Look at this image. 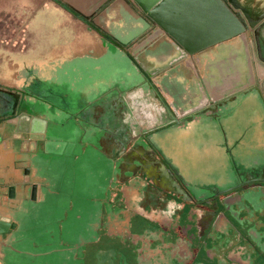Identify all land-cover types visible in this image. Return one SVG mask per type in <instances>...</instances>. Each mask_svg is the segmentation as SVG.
Instances as JSON below:
<instances>
[{"label":"flooded vegetation","instance_id":"af4514ba","mask_svg":"<svg viewBox=\"0 0 264 264\" xmlns=\"http://www.w3.org/2000/svg\"><path fill=\"white\" fill-rule=\"evenodd\" d=\"M110 6L108 16L115 17L112 21L109 18H89L78 11L71 13L98 36L99 46L89 51L96 55L103 54L109 44L128 53L135 50L131 57L142 79L130 83L127 89L123 87L126 83L113 81V85L122 87L110 89L94 107L80 114L71 103L60 104L59 96L63 91L59 90L55 80L47 81L48 87L41 84V93L56 100L55 105L60 110H66L81 130L80 134L77 133L78 139H75L76 135L73 136L75 132L72 129V135L51 138L55 142H64L62 146L54 147L56 156L64 158L62 162L72 164L87 152L90 155L87 159L92 165L91 150L98 151L92 144L95 143L103 153L107 150L116 153L113 164L106 162L105 170L111 173L112 167L115 169L112 174L117 177L96 179L97 184L94 185L91 168H87V180H53L50 177H47L48 180H27L38 186L34 200L27 201L39 204L37 213H47L53 207L51 197L60 204L54 210L51 223L42 226L45 238L37 245L39 253L31 250L22 252L24 260L20 264H264V179L249 178L254 176L257 167L264 166V139L252 128L261 115L254 114L253 105L241 100L233 111L226 113L225 118L221 116L215 123L208 124L210 129L206 134L184 130L182 137H170L166 149L171 160L183 165L184 172L187 171V164H191L202 174L201 178L179 179L147 135L159 139L160 134L157 133L171 126L175 122L173 119L192 114L179 117V111L177 113L172 109L170 99L159 90L156 82L163 78L166 92L177 95L178 101L187 100L183 106L184 113L195 108L202 112L221 107L225 99L212 102L208 98L206 102L197 85L204 76L203 63L211 57L209 49L187 55L174 63L184 55L175 51L165 34L147 40L151 30L156 27L152 25L141 33L149 25L142 22L146 16L132 0H114ZM231 6L242 17L247 39L251 41L249 57L253 73L255 71L259 78L253 86L261 91L259 82L264 85V59L259 56L254 34L264 20V0H236ZM136 21L143 23L142 30L129 29ZM259 37L263 38L262 29L259 30ZM229 42L237 44L236 39ZM252 50L255 59L251 55ZM238 69V65L232 66L224 70L221 76L233 77ZM244 71L248 75L247 67ZM182 75L188 80L186 83L182 80L183 86L168 84L169 79L177 80ZM235 86L232 84V88ZM262 94L264 97V92ZM155 95L164 101L171 112L163 119L155 114L154 105L164 111L162 104L153 99ZM25 96L23 92L9 95L4 104L5 111H0V119L6 113L15 112L10 119L22 112L30 113L23 103ZM232 104L225 106L228 108ZM97 106L106 108L102 116L93 113ZM84 115H87L86 118ZM155 115L159 119L154 118ZM57 117V129L62 125L63 129L68 130L69 121ZM97 118L101 120L97 121ZM156 124V127L145 131ZM9 126V134L2 137L6 141L5 147L29 152V143H21L19 134L13 132L11 124ZM258 133L261 134V131ZM254 135L262 142L261 146L239 144L241 141L251 142ZM130 140L136 145L127 152L132 145L128 143ZM39 150L38 160L42 163V156L48 153H45L44 147ZM162 162L166 167L162 166ZM65 166L67 170L71 167ZM228 170L236 175L243 173L236 178L230 177L231 180L248 181L218 194L207 193L203 184L197 188L198 185L192 183V180H214L215 186L221 189L218 183L230 180L223 174ZM38 172L44 173L42 170ZM24 182L28 183L26 180ZM30 196L27 195L28 198ZM94 202L100 204L99 215L93 212ZM29 206L27 204L24 209L26 213H23L22 219L29 216L32 210ZM16 230H9L2 243L14 239ZM15 253V257L21 254L20 251Z\"/></svg>","mask_w":264,"mask_h":264},{"label":"water","instance_id":"95a60500","mask_svg":"<svg viewBox=\"0 0 264 264\" xmlns=\"http://www.w3.org/2000/svg\"><path fill=\"white\" fill-rule=\"evenodd\" d=\"M235 1L236 0H132V2H134V4L146 16V18L142 19V22H145L149 26L142 30L143 23L136 21L131 28L129 27V29L134 28L137 31L142 30L141 33H144L146 29L151 28L152 25H154V27L156 28L155 30H151V33L147 37V40H152L159 34H165L166 36H168L175 51H179L184 55L183 58L175 60L174 63L181 61L187 55H193L201 50L209 49L211 57L203 63L204 76L201 78V81L197 83V85L202 94L201 96L206 97V102L208 98L212 102H216L220 99H225L221 102V107L217 108L215 106L216 109L214 110L209 109L201 112L197 111L195 108L194 110H190L189 112L187 111L188 113H184L183 106H185L187 100L180 99V101H178L179 98H177V95L172 94L170 91L166 92V88L162 84L163 78L162 81L160 78V80L156 82V84L160 86L159 90L164 92L170 99V106L172 107V109L177 111V113L179 111V117H182V115L184 114H192L191 116L189 115V117L186 118L173 119L175 122L171 126L163 129L160 133H157L160 134L159 139H154L151 136L147 135V139L159 152L163 161L181 180H186V178H201L202 174L201 172L196 171L197 168H195L194 166L191 167V164H187V171L184 172L182 170L183 165H180L177 160H171V158L167 154L166 149L167 145H169V138L182 137L184 130H192L193 133L197 134L199 133V131H202V134H206L210 129V127L207 126L208 124L215 123V120L220 118L221 116L225 118L224 116L226 115V113L228 111H233L236 104L240 103L241 100L247 101V103L253 105L254 114L258 116L261 115L259 120H255L252 128H254V133H257V135L261 136L264 139V135H261L264 134V97L262 94V92H264V85L263 82H259V85L262 86L261 91L257 88V86H253L255 80H258L259 78L255 74V71L253 73V69L251 66L249 50H251L252 48L250 43L251 41L249 42L246 36V27L243 24V21L241 19L242 17L238 14L237 11L233 10L231 6V3ZM64 6L68 8L66 5ZM243 15L246 16V13H243ZM262 17H264V15H262ZM260 29H262L263 38L259 37ZM232 39H236L237 44L229 42V40ZM147 40H145L141 44H145ZM254 41L256 42L259 56L264 59V54H262V52H264V20L259 28L255 31ZM110 48L112 47H109L105 54L100 58L95 59V61L100 65L113 60L115 62L114 68L115 70L117 69V76L114 77L118 82L126 83V85L123 86L124 89H127V85H130V83L141 80L142 75L139 71V68L131 57V55L135 53V50H132L130 53L121 51V53L115 54ZM251 55H253V58L255 59L253 50ZM197 59L199 60V58ZM237 65L239 69L236 70V74L233 77L231 75L226 78L221 76L223 75L224 70H228L232 66ZM245 67H247L248 75L244 71ZM107 71H109V65H105L102 68V71L101 68H95L91 72L93 85L88 90L89 92H91L88 93V95H92V92L96 97L101 95L102 87L99 85V82L104 79L106 80V76L101 75V72L102 74H104ZM100 75L102 77L98 78ZM219 75L220 77H218ZM175 80L176 78L169 79L168 84H170V86L173 85L179 87L181 85L183 86V84L181 83L182 80H185V83L186 81H188L184 75L178 76L177 80ZM43 81H45L43 82V85L45 87H48L49 85L47 83V80ZM232 84H236L237 86L232 88ZM34 87L32 90L30 89L24 91L26 96L23 99V103L30 109V113L22 112L17 115V117L14 116L15 118L10 119V115L12 116L15 113L12 112L11 114L6 113L5 116L1 117L0 144L2 146H6V141L2 137H5L7 134H9V124H11V126H13L14 128L13 132L19 134V141L23 144L29 143L27 144V146H29V152L32 154L31 161H33L34 164H37L39 162L38 155L40 147H44L45 153H53L52 149L54 147L62 146L64 142H55L54 139L51 140V138L57 139V136L60 132V130L57 129V124L55 121V117L58 115L57 112H59V110L54 108V100L48 97H44L41 91L38 92V86ZM68 88H66L62 92V94H60V103L68 101L69 98L73 99L75 96L81 93L79 90L77 91V87L75 84H73L70 89ZM50 91L53 92V89H50ZM187 97H189V95ZM153 99L161 103L164 108L165 112L162 108H158L155 105L153 106L155 114H159L160 119H163L164 117H166V115L171 114V112L168 110L167 105L164 103V101L160 100L158 95H155ZM48 103H50L51 105ZM228 104L232 105L226 108ZM5 108L6 105H4L3 103L0 104V111H5ZM195 111L197 112L194 113ZM156 115L154 118L159 119ZM8 118L10 120H6ZM170 122H172V120ZM157 125L158 124L153 127L151 126L149 128H146L145 131L152 129ZM260 131L261 134L258 133ZM129 142H131L132 145L127 152L132 150L136 145V142H133V140L128 141V143ZM252 143L253 146H261L262 144V142L258 140L255 135L251 142L241 141L239 144L252 145ZM92 144L96 146L98 151H95V155L99 157L96 158L94 155L92 163L94 164V166L102 164V168L98 170V168L96 167L92 171L91 176L93 175V178L95 180L94 185L97 184L96 179L106 180V178L108 177H110L109 179L117 177V175L112 174L115 169H113L111 166V173L105 170V165L107 164L106 162L111 164L116 153H112L109 150L103 153L101 151V148L97 144ZM235 144H238V141H235ZM86 148H88V146H86ZM89 149L91 150V147ZM134 152L136 153L137 150H135ZM257 160L260 159L257 158ZM261 161H263L262 158ZM23 165L25 167L22 174V186H28L27 190L29 191V195H31L29 198L25 193L26 189L21 188L19 191L21 196H17L15 184L5 182V180H0V206L9 210V215L7 214L8 216L0 215V242H3V238L7 235L9 230H13L15 228L19 230L21 228V216L25 212L24 209L26 208L27 204H29V207L32 209L31 212L28 213L29 216L34 214V212H36V210H38L37 208L39 207V204L34 203V205L27 203L28 200H34L33 195L34 193H36L38 186L31 181H27L33 179L31 178L29 164L25 162L23 163ZM162 166L166 167L163 162ZM188 169L195 170V172ZM169 172L171 173V171ZM223 174L226 178L230 179V177L236 178L237 176H241L243 173H241L240 175H236L232 171L228 170L227 172H223ZM36 175L39 180L43 178H45V180H48L47 176L45 177L40 175L38 171ZM249 178L264 179V166L257 167V169L254 170V176ZM25 180L28 183H25ZM245 181L248 180H222L220 184L218 183V186H220L221 189L215 186L214 180H202V182H200L199 180H192V183L194 185H198L197 188H200L201 184H203V187H205L207 193L218 194L223 193L224 191H227L228 189L236 187L242 183H245ZM15 200L16 203H14ZM15 204H17V207H15L16 209L14 208ZM93 212L94 214H98V212L100 213L99 203L94 202ZM95 219L97 220L96 216ZM1 261L2 260L0 259V264Z\"/></svg>","mask_w":264,"mask_h":264},{"label":"crops","instance_id":"0c3cea01","mask_svg":"<svg viewBox=\"0 0 264 264\" xmlns=\"http://www.w3.org/2000/svg\"><path fill=\"white\" fill-rule=\"evenodd\" d=\"M113 2L114 0H0V104H5L9 95L20 92L25 93L24 91L32 90L34 86H38V92H42L41 84L45 82L43 80H55L54 82L57 83L60 91H64L68 87L70 89L73 84L76 85L77 91L79 90L81 93L73 99L69 98L68 101L62 103H71L72 107L77 109V114H80L79 112L94 107L97 101L110 89L117 88L118 86L122 87L118 84V86L112 84L113 81L118 82L114 77L117 76V69L115 70L114 68L115 62L110 60L111 62L108 61L105 64L99 65L95 59L104 55L109 47H112L110 49L115 54L121 53L123 50L114 47L115 45L109 44L103 54L96 55L95 52L89 51V49L99 46L98 36L90 28H87L82 21L75 18L70 11V8H73L89 18H109L108 14L112 7L110 4ZM63 4L68 8L62 6ZM106 5L107 7H104ZM57 11L63 12L67 23H70V26L75 25L77 31L75 33L70 32L71 35L68 36V33L65 35L61 27L57 25L54 28L55 40L53 41L54 43L58 42L60 44L58 50H53V52L34 50L31 32L30 34L29 32L26 34L28 26L36 18L39 22H42L41 13L44 14V19H48L52 17L53 12L54 15H57ZM113 19H115L113 16L109 18L110 21ZM79 46H84L83 50L80 52H78V49L74 51ZM105 65H109V71L104 74L101 72V75L106 76V80L104 79L99 82V85L102 87L101 95L96 97L93 92L92 95H88V93H91L88 90L93 85L91 72L95 68H101L102 71ZM101 75L98 78H101ZM53 102L54 108L59 110L57 112L58 117L69 121V126L66 127L68 130L63 129V126L59 125L58 130L60 132L58 136H63L64 134V136L72 135L70 132L72 129L75 132L73 135H76L75 139H78V134L81 133V130L75 125V119L68 116L66 110H60V107L55 105L57 104L56 100ZM96 112L99 116H102L103 112H106V108L97 106L93 113ZM79 119L81 118L79 117ZM99 120L101 119L97 118V121ZM52 151L53 153L42 156V163L40 162L42 165H40L39 162L34 164L31 161L32 154L29 152H20L0 144V180L15 184L17 196H21L19 192L21 188L26 189L25 193L29 195V191L27 190L28 186H22V174L25 167L23 161L29 164L31 178L33 180H39L36 175L39 170L45 173H41L42 176L50 177L53 180H87V176H89L86 173L87 168L88 170L91 168L92 172L94 168L97 167L99 170L102 167V164L94 166L92 163L91 165V162L87 159L90 157V155H87V152L71 164L69 161L62 162L64 158L56 156L54 153L56 152L55 148ZM91 151L94 156L95 151ZM66 164L71 165L68 170L66 169ZM74 169H76V172ZM89 180H91L90 177ZM16 200L14 203H16ZM50 203L53 205L51 208L53 210L50 209L47 213L35 212L29 217L28 215L25 216L23 219V216H21V228L19 230L17 229L16 233H14V239H11L10 242H7L9 239L4 243L0 242L1 264L22 263L24 260L22 252L26 250L39 253L38 250L40 248L37 245L44 241L45 238V230L42 226L51 223V218L55 212L54 210H57L60 204L54 197H51ZM8 212V209L0 206V215L8 216ZM16 251L21 252L18 257H15Z\"/></svg>","mask_w":264,"mask_h":264},{"label":"rangeland","instance_id":"374dc122","mask_svg":"<svg viewBox=\"0 0 264 264\" xmlns=\"http://www.w3.org/2000/svg\"><path fill=\"white\" fill-rule=\"evenodd\" d=\"M54 13V12H53ZM52 13V17L48 19H44V14L41 13V21L39 22L36 18L33 23L28 26L26 34L31 32L32 41L34 43V50L42 51V52H53V50L57 51L60 44L58 42L54 43L55 40V31L54 28L59 25L65 35H71L70 32L75 33L77 31V27L75 25L70 26V23L64 18L63 12H56L57 15ZM59 14V15H58ZM55 17V18H54ZM69 26V27H68ZM87 33V32H86ZM54 38V39H53ZM62 48V47H61ZM84 46H79L74 49L78 52L82 51ZM57 56V55H56ZM1 115V114H0Z\"/></svg>","mask_w":264,"mask_h":264},{"label":"trees","instance_id":"16d2710c","mask_svg":"<svg viewBox=\"0 0 264 264\" xmlns=\"http://www.w3.org/2000/svg\"><path fill=\"white\" fill-rule=\"evenodd\" d=\"M70 11L73 12V13H77V11L74 10L73 8H70Z\"/></svg>","mask_w":264,"mask_h":264}]
</instances>
